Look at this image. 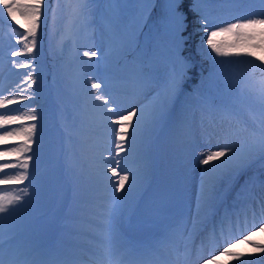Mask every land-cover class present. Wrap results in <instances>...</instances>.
I'll use <instances>...</instances> for the list:
<instances>
[{"label": "snow or ice", "instance_id": "1", "mask_svg": "<svg viewBox=\"0 0 264 264\" xmlns=\"http://www.w3.org/2000/svg\"><path fill=\"white\" fill-rule=\"evenodd\" d=\"M104 2L111 10L107 28L120 40L117 51L131 69L125 82L137 95L147 97L154 93L148 104L130 103L126 108L121 107L106 91L108 84L105 81L88 76L90 102L100 111L105 126L113 135L110 141L112 147L103 157L106 161L104 178L111 190V203L100 212L103 229L99 235L107 242L106 254L112 241L119 237V218L131 206L130 197L133 192L139 194L149 178L151 133L168 116L172 103L188 79L191 63L184 51L190 41L202 32L205 35L201 37V45L206 44L217 57L254 58L228 62L250 67L251 71L243 82L236 81V86L241 94L255 97L261 114L257 127L250 129L246 121L238 118L235 109L226 106L223 99L211 90L206 93L198 91L197 99L186 101L182 120L187 117L189 109L193 112L188 127V143H191L196 130L195 112L200 113L199 133L204 142L200 144L202 150L193 149L198 165L202 166L200 192L196 196V211L193 213L182 207L167 224L162 239L172 244L182 240L187 251L195 238L203 234L215 242V247L200 257L203 264H222L223 257H228V264L232 260L238 264H254L250 257L264 254V244L253 241L256 232L264 233V180L259 181L258 196H250L247 190L256 183V179H246L231 205H227L220 196L219 186L223 183L225 191H230L255 161L264 162V56L257 55V50L264 52V0H132L135 15L131 21L120 11L123 0ZM96 3L97 0H70L71 22L89 24V17L94 11L92 5ZM254 4H258L261 11L245 15L231 14L232 10H238L241 6ZM0 5V13L6 11L7 17L16 24H19L17 13L27 20L26 25H20L24 28L23 32L16 30V43L21 47L11 51L10 56L29 58L27 61L11 60L15 69H28L22 74V83L26 87L21 88L18 84V92L0 98V109H4L0 111V145L7 144L9 140L18 141L16 146L0 150V159L15 157L14 163H0V177H3L0 178V185H23L28 181L21 188H0V193H3L0 194L2 223L30 198L29 185L32 181L29 179V169L36 155L33 149L37 136L36 122L41 118L32 103L36 98L33 86L39 79L33 52L40 48L41 27H48L50 14L55 23L56 9L52 7V0H27L25 3L0 0ZM226 10L227 16L223 15ZM149 21L152 24L149 30L151 42L148 51L139 54L137 29L142 34ZM94 47L83 51L82 56L88 58L84 63L102 56L100 51L92 50ZM161 63L165 68L163 72L159 67ZM257 70L261 73L260 77L255 75ZM22 101L28 103L23 104ZM12 104H20V107L7 108ZM129 128L132 129L131 133ZM137 160L139 163L134 162ZM8 169L15 171L8 173ZM20 222L23 223V218ZM239 244H249L254 251L238 250ZM217 248L222 250L217 253ZM15 253L16 248L4 239L0 231V264H37L29 257L13 258Z\"/></svg>", "mask_w": 264, "mask_h": 264}, {"label": "rangeland", "instance_id": "2", "mask_svg": "<svg viewBox=\"0 0 264 264\" xmlns=\"http://www.w3.org/2000/svg\"><path fill=\"white\" fill-rule=\"evenodd\" d=\"M20 2L25 3L27 0H20ZM55 3L56 0H52L53 8ZM0 7H2V5H0ZM92 8L94 11L93 15L89 17V24H81L79 21H75L74 23L71 22L70 14V17L60 26L61 28L55 37H51V35H42L40 48L33 52V56L37 62L35 66L39 72L37 84L33 86L36 89V98L33 105L39 108H37L38 111L43 110V112L48 108H53L56 104H61L63 108V112L57 116V118L39 114L41 118L36 122L37 136L35 138L38 139L43 135L42 129L46 126L56 135L59 144L62 145L64 148L63 150H65L70 138H72H67L68 134L71 136H87L89 132V135L92 134V136L101 137L103 147L106 151L99 150L97 152L102 157H105L110 147H112L110 144L112 139L110 138L109 140L107 138V135H112V132L105 126L100 111L90 102L88 96V88H90L88 76L92 75L94 78H97L98 81H105L108 84L106 91L112 95L121 107L126 108L130 103L134 105H139L141 103L148 104L154 93L147 97L137 95L130 84L125 82V77L130 75L131 69L126 64L125 58L117 51L120 48V40L107 28L111 19L110 6L105 3L104 0H97V3L93 4ZM120 11L131 21L135 15V8L132 0H123L120 5ZM259 11H261L260 6L254 4L252 6L247 5L246 8L240 11L232 10L231 14L245 15L248 13H258ZM16 15L19 24L11 21L7 17L6 11L0 13V93L3 94L0 98L8 96L10 93L14 94L18 92L20 90L17 88L18 84L21 88L26 87V85L22 83V74L28 71V69H15L11 64V60L27 61L29 59L27 56H10L11 51L19 50L21 47V45L16 43L18 39L16 30L18 29L20 32H23L24 28L20 27V25H26L28 23L19 13ZM223 15L227 16L228 11H225ZM50 18L51 14L49 15V19ZM142 23L143 22H141V24ZM151 28L152 24L151 21H149L148 27L143 29L142 34H140V30L137 29L139 54L148 51L151 42L149 33ZM48 31H52V29L48 28ZM204 35L205 34L202 32L197 35L198 43L195 49L209 61V73L205 78L200 79L198 81L199 84L192 90L183 84L170 107L168 116L151 133V138H153L152 140L157 144L159 152V197L157 198L156 195H151L152 197L147 199L144 204L147 208L156 206L159 212H162L171 205V193L169 194L168 192L173 188L175 179L180 176V164L188 155L186 142L188 140L189 122L193 119V112L189 109L187 117L182 120L181 114L185 109L186 101L197 99L198 91L206 93L211 90L214 95L223 99L226 106L230 109H235L238 118L242 121H246L250 129L256 128L259 123V120L252 116L250 109L244 106L246 100L252 95L241 94L239 88L236 86V81L243 82L244 74L247 72L249 66L243 63L228 62L236 61L237 59L247 60V57H217L215 53H211V50L207 48L206 44H203V46L201 45V37ZM46 45L49 47L50 51L57 49L62 53L56 62L53 61V58L47 57L44 51ZM92 46H95L92 50L100 51L102 56L94 58L93 61L88 63H84L88 58L83 57L82 53L85 50H89ZM161 52L163 53L164 50L161 49ZM220 61H225V63H219ZM193 62L200 63V60L194 59ZM159 67L161 72L165 71L163 63H161ZM122 92H128L129 96H124V98ZM28 94L31 95V92ZM83 98L85 100L88 99V104H83ZM17 99L19 100L20 98L17 97ZM22 103L25 104L27 102L22 101ZM12 105H7V108L12 109ZM0 111H4V109H0ZM68 111H73L71 113L74 116V120L70 121ZM80 119H85V122L79 123L78 120ZM199 121L200 113L197 111L195 112L196 130L191 140L196 144L199 143L198 146L200 147V144L204 141L200 139ZM18 126L19 125H13L12 127ZM128 131L131 133L132 129L129 128ZM103 133L106 134V137L103 136ZM158 133L160 134L158 135ZM153 135L154 137L157 135V137L154 138ZM80 150L83 151V156L86 155L77 159V167L83 169V175L87 177L88 183L90 182L91 185H104L106 179L102 177H104L106 171L105 165L89 162V158L87 157L88 150L81 147ZM65 169L66 167L60 171V174L52 179V194L48 195L49 197H45V200L50 201L53 205H57L59 202L61 203L65 197L64 189L70 177L68 169ZM247 171L244 173V180L249 177L255 178L256 182L264 180V162L259 160L255 161ZM192 189L195 188L192 187ZM29 192L30 198H27V202L23 207L15 212V215L20 219L23 218V220L27 219L30 210L39 203V198L42 197L40 196V187L37 184L32 183L29 185ZM88 196L91 197L92 194H88ZM255 196H258V194H255ZM110 203L111 202L106 206L103 200L100 201L101 207H108ZM101 207L97 206L95 208L94 205L91 206L95 214L89 213L80 215L76 213L74 216L82 218L81 220L87 222H100V218L97 217L96 214H100L102 210ZM56 208L59 209L60 205ZM72 231L79 232L78 229H72ZM80 231L84 232V230ZM84 234L89 238L94 236L100 239L101 237L99 231L96 229L87 230ZM72 245L78 248L76 250L77 254L74 255L76 264H91L94 262V257L98 258L99 254L102 252V249L94 242H84L83 244L76 242L72 243Z\"/></svg>", "mask_w": 264, "mask_h": 264}, {"label": "bare ground", "instance_id": "3", "mask_svg": "<svg viewBox=\"0 0 264 264\" xmlns=\"http://www.w3.org/2000/svg\"><path fill=\"white\" fill-rule=\"evenodd\" d=\"M122 96H129V93L122 92ZM130 98L132 99L131 96ZM26 102L28 103V101ZM83 104H88V99H84ZM18 107H20V104L12 105V109ZM62 112L61 104H56L53 108H48L44 112L39 110L38 114L57 118ZM71 112L73 111H68L70 121L74 120ZM78 121L84 123L85 119ZM42 134L40 138H34L33 149L36 155L34 161L30 163L29 169L31 173L29 179L40 187V196L42 197L39 198V203L30 210L29 216L26 220H23V223L20 222L21 219L15 213L12 217L4 219L0 223V231L3 232L4 239L16 248L15 257L13 258L29 257L34 259L37 264H76L74 255L77 254L76 250L78 248L73 246L72 243L94 242L102 249V252L98 258L94 257V262L91 264H203L200 257L215 247V242L207 239L205 235L202 234L195 238L187 251L182 240L172 244L162 239L167 224L178 214L182 207L190 209L193 213L196 211V196L200 192L202 166L198 165L195 159L196 153L193 152V149L201 150L198 146L199 143L196 144L192 140L191 143H188L187 140L188 155L180 164V176L175 179L173 188L168 192L171 193L172 203L162 212H159L156 206L147 208L144 204L147 199L152 197L151 195L159 197V152L157 144L152 140L153 138L150 139L148 152L149 178L140 193L133 192V196L130 197L131 206L119 218V237L112 241L110 251L106 254L105 249L108 245L105 240L94 236L89 238L84 234L85 231L90 229H96L100 232L103 225L98 221L87 222L74 216L76 213L80 215L93 214L91 206L101 207V200L106 203V206L111 202V190L108 181L105 180L104 185H91L90 182L88 183L87 177L83 175V169L76 165L77 159L84 157L87 153L85 152L83 156L80 147L88 150L89 162L106 165V161L97 152L99 150L106 151L101 137L89 135V132L87 136H71L68 134L67 138H72L63 150L64 148L59 144L56 135L49 128L44 126ZM103 136L106 137V134L103 133ZM107 138L109 140L110 138L113 139V135H107ZM17 143L16 140H9L7 144L0 145V150L16 146ZM4 162L14 163L15 157L0 159V163ZM134 162L139 163V161ZM65 167V170L68 169L70 173L64 189L65 197L61 203L53 205L50 201H46L45 197L52 194V179L60 174V171ZM6 171L13 173L15 169ZM102 178L104 179V177ZM244 181L243 174L230 191H225V184H220L219 193L227 205H231L237 192L242 190L241 186ZM27 184L28 181L26 180L23 185H0V188H21ZM192 187L195 189H192ZM247 191L250 196L259 194V182L249 186ZM88 194H92V196L89 197ZM181 200H183V204H181ZM59 205L60 208L57 209L56 207ZM105 208L107 207H101V209ZM96 216L100 218V214H96ZM249 220H251V214H249ZM72 229H78L79 232H73ZM80 230H84V232ZM202 241H204L203 244ZM253 241L257 244H264V233L256 232ZM177 248L179 251H177ZM237 249L249 253L254 251L249 244H239ZM220 250L222 248H217V253ZM5 259L8 260L9 257L6 256ZM250 259L254 261V264H264V254L253 255ZM222 264H228V257L222 258ZM230 264H238V262L232 260Z\"/></svg>", "mask_w": 264, "mask_h": 264}, {"label": "trees", "instance_id": "4", "mask_svg": "<svg viewBox=\"0 0 264 264\" xmlns=\"http://www.w3.org/2000/svg\"><path fill=\"white\" fill-rule=\"evenodd\" d=\"M247 5L241 6L238 10L236 11H240L243 10L244 8H246ZM54 8L56 9V15L55 21H59V20H65L67 18V16L70 14V1H64V0H56V4L54 6ZM227 11V10H226ZM53 22V21H52ZM50 23V21H49ZM48 23V26L51 27V29H53L57 23ZM49 27H47L46 29L43 27H41V33L42 35L47 33V29ZM57 29L53 30V34ZM198 43V39L197 36L190 41L189 45L186 47L185 51H184V55L186 57L189 58L190 63H191V68L188 72V79L185 81L184 85L186 87H188L190 90L193 89L194 87H196L198 85V81L200 79H203L207 76V74L210 71V64L209 61L203 57L202 54L198 53L196 48V45ZM46 53L48 54V56L50 55V51L48 49V46L46 47ZM54 56H57V58L61 55L60 53L57 52H53ZM257 55H261L264 56V52H261L259 50H257ZM194 59H199L200 63H195L193 62ZM249 59H254L251 57H247V60ZM257 64H259V62H256ZM251 71L250 67L247 69V72L244 74V79L245 77L248 75V73ZM256 77H260L261 73L257 70L255 72ZM244 106L250 109L251 114L253 117H255L257 120L260 119V114H261V109H260V105L258 104V102L256 101L255 97L252 95L251 97H249Z\"/></svg>", "mask_w": 264, "mask_h": 264}]
</instances>
